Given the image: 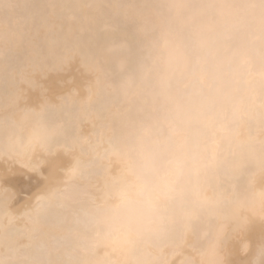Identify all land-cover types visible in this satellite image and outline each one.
<instances>
[{
	"label": "bare ground",
	"instance_id": "bare-ground-1",
	"mask_svg": "<svg viewBox=\"0 0 264 264\" xmlns=\"http://www.w3.org/2000/svg\"><path fill=\"white\" fill-rule=\"evenodd\" d=\"M0 264H264V0H0Z\"/></svg>",
	"mask_w": 264,
	"mask_h": 264
},
{
	"label": "clouds",
	"instance_id": "clouds-1",
	"mask_svg": "<svg viewBox=\"0 0 264 264\" xmlns=\"http://www.w3.org/2000/svg\"><path fill=\"white\" fill-rule=\"evenodd\" d=\"M176 167L178 168L179 165L177 164ZM170 180H171V175L161 178L160 185H159V190L161 192L167 191ZM127 212H128L130 217H135V218H138L140 220H147V211L146 210H141L135 206H130L127 209Z\"/></svg>",
	"mask_w": 264,
	"mask_h": 264
}]
</instances>
